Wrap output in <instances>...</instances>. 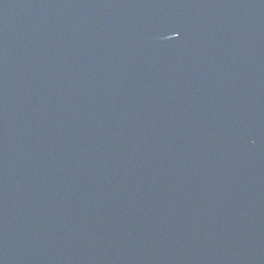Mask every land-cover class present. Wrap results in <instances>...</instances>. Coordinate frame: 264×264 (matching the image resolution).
Here are the masks:
<instances>
[{
    "label": "water",
    "instance_id": "95a60500",
    "mask_svg": "<svg viewBox=\"0 0 264 264\" xmlns=\"http://www.w3.org/2000/svg\"><path fill=\"white\" fill-rule=\"evenodd\" d=\"M0 264H264V0H0Z\"/></svg>",
    "mask_w": 264,
    "mask_h": 264
}]
</instances>
